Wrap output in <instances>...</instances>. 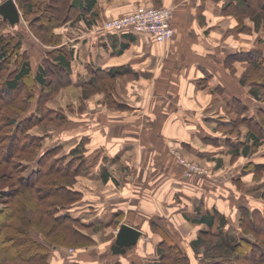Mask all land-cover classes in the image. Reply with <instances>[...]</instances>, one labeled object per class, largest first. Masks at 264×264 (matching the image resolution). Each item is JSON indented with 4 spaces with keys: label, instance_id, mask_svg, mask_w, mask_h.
Returning <instances> with one entry per match:
<instances>
[{
    "label": "crops",
    "instance_id": "crops-1",
    "mask_svg": "<svg viewBox=\"0 0 264 264\" xmlns=\"http://www.w3.org/2000/svg\"><path fill=\"white\" fill-rule=\"evenodd\" d=\"M14 2L20 13L17 0ZM236 4V0H75V24L68 21L56 30L62 35L59 45L69 54L71 80L66 88H74L79 96L89 84L105 83V89L82 96L85 108L80 104L77 107L83 112L77 114L79 117L92 116L83 129H77L88 144L79 147L78 141L72 145L67 138L62 142L63 150L68 152L77 146L86 159L91 153L83 148L95 151L93 172L86 168L77 177L90 179L100 188L108 186L109 205L117 203L114 196L122 198L115 205L117 208L110 206L109 211L102 212L96 208L101 213L97 223H108L112 215L121 212L125 223L142 229L144 234L147 225L128 220L129 210L141 212L149 225L155 221L163 227L165 220L174 228L169 217L173 208L180 226L187 228L183 233L175 225L179 227L176 237L182 235L180 238H189V242L200 229L209 228L198 220L200 215L216 212L213 230L223 215L225 222L221 227L231 233L230 229L238 226L240 206L264 203L260 195H252L264 189V176L249 166L253 163L264 167L263 145L241 154L248 133L236 135L230 129H222L234 125L240 116V101L246 105L241 115L247 117L264 108V102L252 94V106L244 101L240 96V84H244L237 78L240 65L264 59V48L256 45L264 36V29H254V20L260 21L264 16L250 9L251 18L244 15L241 20L251 30L242 32L240 7ZM148 5L172 9L170 39L160 42L150 33L130 27L101 28L103 19ZM0 19L10 26V33H20L21 22L11 26L1 14ZM261 26L264 27L263 22ZM111 71L115 72L112 77L107 73ZM106 95L120 106L107 102ZM70 101L75 108L76 102ZM85 109L90 110L86 113ZM107 131L123 135L104 139ZM182 155L207 164L216 173L187 178L177 160ZM140 171L143 180L138 186L135 179ZM260 172L264 173V169ZM117 176L125 180L121 192L116 188ZM233 182L240 184V189L232 188ZM80 188L77 189L83 196L77 203L79 214L87 221L85 215L93 211L92 203L83 208L86 192ZM136 192H143L144 199L133 200ZM231 234L237 236L240 231Z\"/></svg>",
    "mask_w": 264,
    "mask_h": 264
},
{
    "label": "trees",
    "instance_id": "trees-1",
    "mask_svg": "<svg viewBox=\"0 0 264 264\" xmlns=\"http://www.w3.org/2000/svg\"><path fill=\"white\" fill-rule=\"evenodd\" d=\"M236 1L240 12L243 13L242 16L250 9L259 11L257 15L264 16V4L261 0ZM17 3L23 14H34L38 25L42 30H46V35H53V39L47 38L45 34L39 38L49 39L54 44L61 42L54 33L52 34L54 26L70 19L72 12L75 14L73 7L75 0H17ZM2 22L4 20L0 19V24ZM251 65L261 67L264 72V59L255 60L251 62ZM36 68L37 70L33 72L30 58L23 52L20 40L15 41L11 33L0 32V165L10 166L8 172H1L0 182L5 177L13 176L18 188L13 190L11 184L8 187H0V201H7L5 206L0 208V230L9 228L19 232L8 236L13 242L11 245L0 246V248L8 257L14 258L17 264H35V262L51 264L47 258L53 248L60 246L59 242L50 243L52 240H45L47 237L43 232V241H37L30 235V229L36 227V224L29 212H35L38 206H42L44 213L52 219V228L60 224L64 230L63 236H70L71 239L80 242L73 244L75 247H84L89 239H92L90 235L82 231V228H92L96 225L92 220L84 221L81 214L74 215L69 211L82 198V192L73 187V183L86 168L83 154L79 152L80 150L78 151L77 146L64 152L61 141H55L46 146L43 141L47 133L44 135V133L30 131L41 122L58 123L65 117L63 111L49 107L47 102L52 93L70 84L69 54L63 45H57L47 50ZM107 73L110 77L115 75L114 71ZM103 84L98 86L105 89ZM261 84H255L250 90L252 96L258 100H262L259 87L264 85ZM37 85L40 88L38 90H36ZM96 85L89 84L85 87L90 93L92 90L90 87ZM99 87L93 89H100ZM22 92H25V95H21ZM106 101L117 107L120 106L109 100L107 95ZM234 106L236 107L237 104L235 103ZM7 110H12L14 115L11 116L6 112ZM245 111L246 105L240 101V116H237L234 122L250 127L247 134L248 142L241 147V154H247L252 148L258 147L264 137V108H260L257 114L250 117L241 115ZM235 150L239 151V149ZM249 166L259 170L258 172L264 169L260 164L251 163ZM22 196L26 200L23 201ZM30 196L33 199H30ZM260 198L264 200V195L260 194ZM21 208L27 212L23 217L16 214ZM239 212L240 234L237 236L222 229V223L225 222L223 215L218 217L219 225L214 229L215 234L212 232L211 225L216 212L202 214L198 218L206 222L209 228L199 230L197 236L191 241L192 247L197 249L199 245L204 244L205 235L214 234L219 240L218 243L208 245L205 249L207 254L212 246L213 249L220 248L217 254L210 256L213 259L210 264H236V262L239 264V259L244 264H264V203L261 202V206L256 207L242 205ZM119 216H122L121 212L112 215L109 224H116ZM151 226L161 230L160 232L164 235L156 247V264H192L190 256L180 249L175 237L168 234L160 223L153 221ZM247 232L263 237L256 241V238H251ZM4 239L6 238L1 239L0 242H5ZM127 251L130 252L128 249ZM54 264L79 263L56 262ZM115 264L122 263L117 261Z\"/></svg>",
    "mask_w": 264,
    "mask_h": 264
},
{
    "label": "rangeland",
    "instance_id": "rangeland-1",
    "mask_svg": "<svg viewBox=\"0 0 264 264\" xmlns=\"http://www.w3.org/2000/svg\"><path fill=\"white\" fill-rule=\"evenodd\" d=\"M45 4V1H44ZM43 6V5H42ZM148 6H153V5H148ZM147 7V6H146ZM157 7V6H155ZM162 7V6H159ZM167 7V6H164ZM170 8V7H168ZM21 13V17L19 22L22 23V28L19 32H16L15 30L14 33V40L15 41H19L21 43V47L23 52H25L29 58H30V65L32 68V71L35 72L37 70V65L38 63L41 61V59L46 55L47 50L45 51L44 48L46 49H53L54 47H56L57 45L60 44H54L53 41H50L49 39H43L41 40L39 38L44 36L50 39H53V35L52 36H48L46 35V30H42L41 27L38 25V22L36 20V18L34 17V14L29 13V14H23V12L20 10ZM19 13V14H20ZM242 12H240V31H244V32H248V30L250 31L251 29H249V27H247V24H244L243 20H241V16H242ZM252 14V13H251ZM249 12L247 14H244L245 17H250L251 15ZM243 15V16H244ZM251 18V17H250ZM76 20V14H74L72 12V16L70 19H68L67 21H65L63 24H65L68 21H71L72 24H75ZM261 22H263L264 25V18L262 17L260 21L258 20H254V29L258 30V28L262 27V29H264L263 26H261ZM60 26H62V24L58 25V26H54L53 28V32L54 35H56L57 38H59V41H61L62 35L61 32H56V30L58 29V27L60 28ZM11 28L10 26L7 25V23L2 22L0 24V32L3 33H10ZM37 33H35L34 32ZM25 31L28 32V34H25ZM12 34V33H11ZM27 38H26V37ZM56 38V39H57ZM258 39V38H256ZM256 45L261 46L262 48H264V36L259 37L258 39V43H256ZM240 73H238L237 78H239V80L241 82H243L244 85H242V83L240 84V96L243 97L244 101L249 103L251 106L255 103L253 100V97L250 96V90L254 88L255 84H261L264 85V72L261 69V67H254L253 65H244L241 66L240 65ZM105 85V83L103 84ZM37 89L39 88V85L36 86ZM67 85H64L62 87H60L58 90H56L54 93H52L53 95H51V97L48 100V106L52 107L56 110L60 109L61 111H63L65 117L62 118L60 120V122L58 123H50L49 121L46 122H41L39 123L37 126H34L33 128H31L30 131H33L34 133H38L42 134L44 133V144L46 146L50 145L51 143L55 142V141H61V142H65V140H67V138L69 139L70 144L73 145V142L78 141L79 147L88 144V141L83 140V136L80 134H78V128L82 129L85 126V121L87 120L88 122L90 121V119L92 118V116L90 117H83L77 115L78 113H81L82 111H80V108H77L79 106V104L81 105V108H85L83 107V98L82 96H90L91 94H94L95 92H98L100 89H96L94 90L93 88L96 87L98 88V83L96 86H91L90 88L92 89L91 92L89 93V91L87 90L86 87H83L81 90V96H79L77 94V91L74 88H70L67 89L66 88ZM100 88V87H99ZM259 92L261 93V98L263 100L264 98V87L260 86L259 87ZM37 93V92H36ZM21 95H25V92H22ZM79 96V97H78ZM73 99L76 102V106L75 108L72 107V104L69 103L71 102L70 99ZM261 100V101H262ZM264 102V101H262ZM34 103V102H32ZM87 106V105H86ZM88 107H90V105H88ZM6 109H11L6 107ZM86 110V109H85ZM84 110V112H88L87 109L86 111ZM6 112H8L11 116H13L14 112L11 110H7ZM13 112V113H12ZM83 113V112H82ZM236 117V116H235ZM233 117V118H235ZM237 119V117H236ZM108 121V119H106ZM234 125H229L222 127L223 130L230 129L231 132H235L236 135H241L244 133H249L250 131V127H248L246 124H237V122H233ZM89 125V124H87ZM220 128V127H219ZM84 131V130H82ZM119 135H123V133H115L114 131H107L103 134L104 139L105 137H113V136H119ZM145 137H142V139ZM72 142V143H71ZM74 142V143H75ZM263 145V146H262ZM261 149L264 147V137L262 138V143H261ZM75 148V146L73 147ZM71 148V149H73ZM86 153L90 152L91 154L88 155V157H90L89 159L85 158V164H86V168L87 170H94V167H92L93 163H95L96 159H97V153L95 151H92L90 148L89 149H85ZM81 151H83L81 149ZM95 152L96 155L93 153ZM93 155H95L93 157V159L91 158ZM182 158L179 159L180 157L177 158V160L179 161L180 165L182 166L181 170L183 171V175L188 177H192V176H199V175H210L212 173L215 172V170H211V168L209 166H207V164L205 165L203 162H200L196 159H192L191 157L188 156H181ZM91 159V163H89ZM91 164V165H90ZM232 163L230 162V165ZM197 168L198 171H202L203 173H197V172H187L188 169L191 168ZM85 168V169H86ZM10 166L8 165H0V174L3 171H9ZM141 172V173H140ZM139 172V176L138 178L135 179V182L137 183L138 186H140L142 184V178H143V171ZM216 173V172H215ZM263 172H258L257 174H261V176H264ZM82 174V173H81ZM229 174V172H228ZM216 175V174H215ZM9 176V175H8ZM118 178V182L115 181L117 184V189L121 192L123 191V187L125 184V180L122 179L121 180V176H117ZM80 181V182H79ZM128 182L130 180H127ZM135 183V184H136ZM11 184V187L14 189H18L17 188V183H14V177L10 176V177H5L1 182H0V187H8V185ZM73 187H75L76 189L80 188L81 190H83L84 192H86V198H84L83 202L85 205L83 208H87L88 205H86L87 203H92L90 205V209H92L89 214H86L85 217L87 220H92L94 221V223L96 224L95 227L92 228H87L84 229L82 228V231L87 233L88 235L91 236L92 239H89V242L86 243V245L84 247H75L73 246V244H77L80 243L77 240H73L70 238V236H63L62 233H64L63 229L61 228L60 224L55 227L52 228V224L53 221L51 218H49V216L47 214L44 213V209L42 208V206H38V210H35V212L30 211L29 213L32 216V219L35 221L36 227H33L32 229H30L29 233L30 235L36 239L37 241H43L42 239H44L42 232L44 233V235L47 237H45L47 241H51L50 243H55L53 241L59 242L60 246L53 248L50 252L49 257L47 258L49 263L54 264L56 262L60 263V262H76L79 264H115L117 261H120L122 264H156V260H157V253H156V247L158 242H160L163 238V234L160 232L161 230L153 228L151 225L148 224V221L145 220L146 217H142V213L139 211H133V210H129L128 211V220L139 224L140 226L146 224L148 228L147 230H144V234H142V236L139 238L137 245H133L132 247L128 248V250L130 252H126L125 254H117V253H111L110 251V245L111 243L114 241L115 239V235L116 232L120 226L121 223L124 222L123 217L119 216V219L117 221L116 224H109V222L107 223H97L96 221L98 219L101 218V213L98 214L97 213V209L99 208L101 209V212L106 210L109 211L108 207H112V208H117L115 205L118 203V201L120 199H122L120 196L112 198L113 200H116L117 203L115 205H113L111 203V205H109V189L108 186H105V188H100L96 185L95 182L91 181L90 179H86L83 180L80 177H76L75 181L73 183ZM237 185V186H236ZM232 188H237L240 189V184L237 183H232ZM139 188H137L136 191H138ZM22 190V189H21ZM27 191V190H26ZM229 192V191H228ZM249 192V191H248ZM246 192L247 194H250ZM145 194V192H144ZM235 196H237V194L234 192ZM264 195V189L263 190H258L257 192L252 193L253 196L256 195ZM83 196V195H82ZM239 199L240 197L237 196ZM23 201L26 200L25 197H23ZM22 198L20 200H22ZM120 198V199H119ZM30 199H33V197L30 196ZM95 199V200H94ZM143 200V192L141 194V192H136V197L133 198V200ZM97 200V201H96ZM80 201V200H79ZM5 202L7 203V201L5 200ZM5 202L0 201V208L5 206ZM96 202V203H95ZM19 203V201H18ZM80 203V202H79ZM22 204V203H21ZM24 206V204H23ZM78 204H74V206H72L70 208V212H72L74 215H79L80 209L78 208ZM103 208V209H102ZM173 209V208H172ZM171 210V214H170V218L172 219V222L174 223V228L170 225L167 224V221L163 220V227L164 229L168 232V234H171L172 236L175 237V239L177 240L180 249L182 251H185L191 258V263L192 264H210V262H212L211 260L212 257H210L211 255L217 254V252H219V249H213L209 248L208 253H205V249L208 245H213L216 242L218 243L219 240L218 238H216L217 236H215L214 234V230H212V232L214 234H210V235H205L204 244L199 245V247L197 249L192 247V243L191 241L194 239L192 238L189 242V238H186L183 236V239L180 238V236L176 237L178 231H179V227H181V222L176 218L175 212H173ZM27 212L25 211V209L21 208L20 211L16 214H19V217H23L25 216ZM97 213V214H96ZM96 214V215H95ZM151 213H147V216L153 217L150 215ZM240 215V212H239ZM91 217V218H90ZM121 220V222L119 223V221ZM127 220V219H126ZM126 222V221H125ZM237 222H238V226L236 225V229L238 231H240V222H239V216L237 218ZM179 227H176V226ZM31 228V227H29ZM234 229H230L231 233H234L237 230ZM142 230V229H141ZM183 233L184 231L186 232L187 228H184L183 226L180 229ZM189 232L191 231L188 230ZM225 231V230H224ZM19 232L16 231H12L9 228H2L0 230V240L3 238L5 242H0V246L2 247H7L9 245H11L13 242L12 240L9 239V235L13 236L14 234H18ZM230 233V232H229ZM249 236L251 238L254 239V237L256 238V241H258L260 238H262L263 236L260 235H255V234H251L250 232ZM251 234V235H250ZM248 235V234H247ZM86 240V238L84 239ZM61 241V242H60ZM47 243V242H45ZM135 249V250H133ZM132 250V251H131ZM188 256V257H189ZM210 258V259H209ZM220 258V257H217ZM221 259V258H220ZM237 261V260H234ZM28 263V262H27ZM239 264H244L243 262H240V259L238 261ZM0 264H17L16 261H14V258L12 259V257H8L0 248ZM30 264V263H29ZM35 264H40L38 262H35ZM237 264V262H236Z\"/></svg>",
    "mask_w": 264,
    "mask_h": 264
},
{
    "label": "built area",
    "instance_id": "built-area-1",
    "mask_svg": "<svg viewBox=\"0 0 264 264\" xmlns=\"http://www.w3.org/2000/svg\"><path fill=\"white\" fill-rule=\"evenodd\" d=\"M172 9L168 7L142 6L134 11L119 16L103 19L101 28L106 30H120L126 27L150 33L154 39L163 42L173 35L171 24ZM187 172H197V168L188 169Z\"/></svg>",
    "mask_w": 264,
    "mask_h": 264
},
{
    "label": "water",
    "instance_id": "water-1",
    "mask_svg": "<svg viewBox=\"0 0 264 264\" xmlns=\"http://www.w3.org/2000/svg\"><path fill=\"white\" fill-rule=\"evenodd\" d=\"M0 14L13 26L20 20L19 10L14 0H4L0 3ZM141 235L142 231L139 228L125 222L121 223L110 245L111 252L124 254L128 248L136 245Z\"/></svg>",
    "mask_w": 264,
    "mask_h": 264
}]
</instances>
